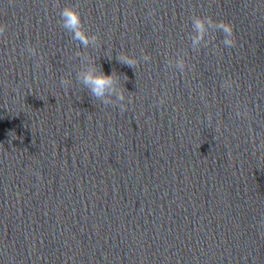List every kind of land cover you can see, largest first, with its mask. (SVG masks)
Masks as SVG:
<instances>
[{"label": "water", "instance_id": "water-1", "mask_svg": "<svg viewBox=\"0 0 264 264\" xmlns=\"http://www.w3.org/2000/svg\"><path fill=\"white\" fill-rule=\"evenodd\" d=\"M0 24V264H264V0H0Z\"/></svg>", "mask_w": 264, "mask_h": 264}, {"label": "clouds", "instance_id": "clouds-1", "mask_svg": "<svg viewBox=\"0 0 264 264\" xmlns=\"http://www.w3.org/2000/svg\"><path fill=\"white\" fill-rule=\"evenodd\" d=\"M61 24L64 29L71 32L72 38L80 42L83 47H87L91 43H95L98 37L96 35H90L85 31L84 22L81 19V14L78 11L76 6L66 5L64 6L60 13ZM206 24L211 27L213 24L215 28L221 30L223 33V44L228 47L235 45V39L233 37V25L230 22L224 21H213L209 17L193 16L192 18V27L196 33V38L193 40V43H198L199 40L203 39L204 33L206 31ZM6 25L0 24V35H3L5 32ZM31 51V50H30ZM34 55V52H32ZM122 63L128 65L129 67L135 66L136 61L134 58L128 56L118 57ZM147 59V57H145ZM82 80L83 85L91 92L92 96L100 99L104 98L106 92L114 91V79L112 75H106L102 70L97 71L94 67L90 68L88 71L84 72L82 77H79ZM65 81H61L63 85ZM228 85V81H225ZM117 99L124 100V96L121 93H117ZM105 103L108 101L105 100ZM131 102V98H129ZM124 110V107L121 106V111Z\"/></svg>", "mask_w": 264, "mask_h": 264}]
</instances>
